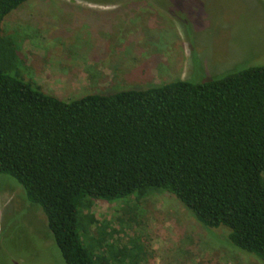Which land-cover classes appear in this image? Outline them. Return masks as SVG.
<instances>
[{
  "label": "trees",
  "instance_id": "16d2710c",
  "mask_svg": "<svg viewBox=\"0 0 264 264\" xmlns=\"http://www.w3.org/2000/svg\"><path fill=\"white\" fill-rule=\"evenodd\" d=\"M28 1L0 0V175L42 209L64 263L138 264L90 245L82 209L154 191L264 261V62L63 100L23 78L1 32Z\"/></svg>",
  "mask_w": 264,
  "mask_h": 264
},
{
  "label": "rangeland",
  "instance_id": "374dc122",
  "mask_svg": "<svg viewBox=\"0 0 264 264\" xmlns=\"http://www.w3.org/2000/svg\"><path fill=\"white\" fill-rule=\"evenodd\" d=\"M1 32L18 44L23 78L71 100L264 62V0H31ZM82 216L93 217L87 242L100 240L108 257L126 249V262L264 264L169 192L94 199ZM0 264H65L44 212L7 175H0Z\"/></svg>",
  "mask_w": 264,
  "mask_h": 264
}]
</instances>
